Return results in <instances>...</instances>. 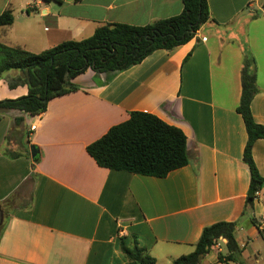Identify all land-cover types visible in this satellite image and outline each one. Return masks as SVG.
<instances>
[{
	"label": "crops",
	"instance_id": "0c3cea01",
	"mask_svg": "<svg viewBox=\"0 0 264 264\" xmlns=\"http://www.w3.org/2000/svg\"><path fill=\"white\" fill-rule=\"evenodd\" d=\"M207 1L211 20L189 43L158 50L124 72L89 69L72 81L78 91L53 99L39 117L0 112L7 225L0 264H129L121 242L130 246L134 237L156 264H172L195 251L206 227L221 222L237 223L242 249V262L227 264H264V189L248 204V135L237 112L251 53L260 89L251 109L264 126V1ZM183 8V0H0V17L10 11L14 18L0 26V42L40 54L106 24L143 27ZM27 95V86L10 89L0 80V101ZM134 112L182 130L189 165L163 179L98 166L87 147ZM253 156L264 178L263 139ZM218 256L217 250L207 264H225Z\"/></svg>",
	"mask_w": 264,
	"mask_h": 264
},
{
	"label": "trees",
	"instance_id": "16d2710c",
	"mask_svg": "<svg viewBox=\"0 0 264 264\" xmlns=\"http://www.w3.org/2000/svg\"><path fill=\"white\" fill-rule=\"evenodd\" d=\"M183 4V11L178 16L143 27L106 24L87 39L67 41L40 54L0 42V80L5 79L10 89L28 87L27 96L0 101V112L16 110L32 118L39 117L47 111L50 101L78 91L79 87L72 81L89 69L98 74L124 72L158 50L173 51L189 43L211 20V13L207 0H183ZM13 21L12 13L5 12L0 17V26H10ZM11 72L20 75L6 77ZM259 92L256 61L248 53L237 112L248 135L243 161L251 174L247 197L250 205L264 189V178L253 156L256 141L264 140V126L255 121L251 109ZM23 121L24 118H18L16 124ZM87 152L101 168L160 179L190 163L188 141L183 131L144 112L132 113L128 121L111 128L101 139L90 144ZM6 226L0 224V241ZM236 229L237 223L227 222L206 227L195 251L172 264H203L217 243L224 247V251L219 252L220 262L241 263L242 249L236 240ZM121 250L129 264H156V259L140 247L135 237L130 246L121 242Z\"/></svg>",
	"mask_w": 264,
	"mask_h": 264
},
{
	"label": "rangeland",
	"instance_id": "374dc122",
	"mask_svg": "<svg viewBox=\"0 0 264 264\" xmlns=\"http://www.w3.org/2000/svg\"><path fill=\"white\" fill-rule=\"evenodd\" d=\"M264 1V0H263ZM262 11V13L264 12V10H261ZM261 13V12H260ZM261 13V14H262ZM5 80V79H4ZM6 81V80H5ZM261 245H262V249L264 250V240H261V243H260ZM216 251H217V249H214L211 253H213V254H210L211 256H210V258H205L204 259V264H207L208 262H209V260H211L212 259V257H214L215 256V253H216ZM165 262H163V261H161L160 262V264H164Z\"/></svg>",
	"mask_w": 264,
	"mask_h": 264
},
{
	"label": "water",
	"instance_id": "95a60500",
	"mask_svg": "<svg viewBox=\"0 0 264 264\" xmlns=\"http://www.w3.org/2000/svg\"><path fill=\"white\" fill-rule=\"evenodd\" d=\"M37 153H38V150L36 149V147L32 146L31 147L32 157L35 158ZM3 221H4V215H3V212H2V209H1V206H0V224H2Z\"/></svg>",
	"mask_w": 264,
	"mask_h": 264
},
{
	"label": "built area",
	"instance_id": "2783aa9c",
	"mask_svg": "<svg viewBox=\"0 0 264 264\" xmlns=\"http://www.w3.org/2000/svg\"><path fill=\"white\" fill-rule=\"evenodd\" d=\"M205 41H206V39H205ZM35 129H36V127L35 126H32V130H35ZM258 194H257V196H258ZM221 241H223L224 243H226V240H224L222 238H221ZM220 246H221L220 243H217V245L215 247L218 250V252H221V247Z\"/></svg>",
	"mask_w": 264,
	"mask_h": 264
}]
</instances>
